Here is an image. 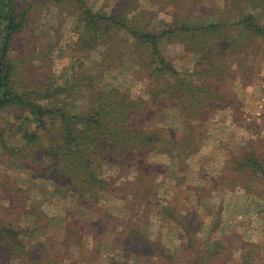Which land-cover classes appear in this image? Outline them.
Wrapping results in <instances>:
<instances>
[{"label": "rangeland", "instance_id": "1", "mask_svg": "<svg viewBox=\"0 0 264 264\" xmlns=\"http://www.w3.org/2000/svg\"><path fill=\"white\" fill-rule=\"evenodd\" d=\"M10 1V8L13 1L21 7L32 3L28 27L13 42L11 59L24 68L33 65V79L50 78L52 88L66 87V93L52 92L43 103L68 113L80 110L82 93L75 84H88V79L96 88L118 89L135 100L150 83L145 60L140 61L146 49L113 30L105 37L106 47L111 46L105 53L102 41L83 26L86 8L108 14L125 3L126 16L145 10L141 14L159 33L182 18L194 26L235 19L233 0H226L228 5L225 0ZM263 6L264 1L256 11L262 25ZM167 38L160 41L162 52L182 78L195 81L191 74L198 57ZM34 47L37 57H31ZM251 48L242 59L227 60L228 75L215 84L222 102L207 97L205 102L214 106L205 105L194 119L169 105L156 113L154 124L172 130L177 139L149 145L151 152L139 161L140 178L135 180L133 167L108 160L99 164L98 174L112 184L114 196H104L92 208L73 204L72 194L52 180V172L35 164L36 153L12 149L22 148L17 126L24 118L0 110V224L16 226L22 242L8 245L0 238V264H192L197 256L206 264H241L243 251L264 264V179L246 165L248 159L264 165V42L256 40ZM102 53L110 56L108 61ZM147 203L152 206L144 214ZM165 208L176 217L169 218ZM137 234L148 240L137 243L142 247L133 242L129 251L115 243Z\"/></svg>", "mask_w": 264, "mask_h": 264}, {"label": "trees", "instance_id": "2", "mask_svg": "<svg viewBox=\"0 0 264 264\" xmlns=\"http://www.w3.org/2000/svg\"><path fill=\"white\" fill-rule=\"evenodd\" d=\"M263 1L233 0L231 9L234 11V20L225 17L218 22L194 26L185 22L186 18H182L174 26L164 28L161 33L156 32L155 27L141 14H144L145 10L139 15L126 16L125 3H117L108 14L86 8L82 12L83 26L86 31L93 32L97 40L102 41L105 53L111 47H106L105 37L113 30L122 31L146 49V54L140 61L145 60L150 83L144 92L145 95L135 100L128 93L118 89L107 90L106 86L96 88L95 82L88 79V84H75L82 93L80 100L83 104L80 110L68 113L64 107H51L43 103L52 92H56L57 96L66 93V87L52 88L50 78L42 83L33 79L32 74L36 68L28 64L27 69L21 67L20 61H14L10 56L13 42L27 26L31 1L25 7H21L18 1H13L10 8V0H0V52L7 36L0 61V110L16 111L24 118L22 124L17 126L23 140L22 148L12 149L15 152L31 150L36 153L35 164L40 162L52 172V180L66 187V192L72 194L75 205L92 208L103 200L104 196H114L112 184H107L98 174L99 164L108 160L114 164L133 167L137 172V180L143 172L139 161L151 152L149 145H170L177 139L172 130L154 124L156 113L169 105L181 110L186 118H193L206 106H214L210 101L205 102L207 97L221 101L223 96L215 84L219 78L228 75L230 69L227 60H240L246 53L253 51L251 46L256 40L264 42V25L256 12ZM225 2L226 0L223 4H230ZM214 3L211 1V6ZM226 13L228 11H225ZM174 17L178 19V13H174ZM167 37L171 41L182 43L186 53L198 57L191 74L195 81L192 78H182L162 52L160 41L168 39ZM249 40L251 41L248 42ZM105 53H102L105 56L103 60L108 61L110 56ZM31 54V57H37L36 47L32 49ZM111 70L113 71V66ZM22 74L25 79L21 78ZM78 75L82 74L77 73L76 76ZM186 97L190 98L189 102H184ZM67 103L69 102H64V105ZM142 117L144 120H141ZM142 121L146 124L143 125ZM42 139H49L48 144L43 145ZM246 165L264 179L262 163L248 159ZM148 206L152 204L147 203L144 206V214H147ZM169 209L165 208L166 211ZM174 215L172 212L168 213L169 218H175ZM19 233L12 223L0 224V238L8 245L15 243L18 246L22 243L17 240ZM81 233L83 235L84 230ZM143 241L148 240L137 234L117 239L115 243L123 244L124 250L131 251L133 242L138 245L135 247L139 248L143 244L137 243ZM192 242L193 236H189L187 247L190 248ZM95 247H98L97 243ZM183 247L185 248V245ZM220 254L221 252H218L214 255L218 258ZM242 257L241 264H256L249 253L243 251ZM204 259L197 256L192 264H206ZM167 264L184 263L169 261Z\"/></svg>", "mask_w": 264, "mask_h": 264}, {"label": "water", "instance_id": "3", "mask_svg": "<svg viewBox=\"0 0 264 264\" xmlns=\"http://www.w3.org/2000/svg\"><path fill=\"white\" fill-rule=\"evenodd\" d=\"M6 41H7V36H6V39H5V43H4V45H3V48H2V50H1V52H0V61H1L2 54H3V50H4L5 45H6Z\"/></svg>", "mask_w": 264, "mask_h": 264}]
</instances>
